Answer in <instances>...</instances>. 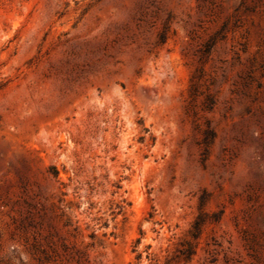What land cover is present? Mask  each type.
<instances>
[{"label": "rangeland", "instance_id": "rangeland-1", "mask_svg": "<svg viewBox=\"0 0 264 264\" xmlns=\"http://www.w3.org/2000/svg\"><path fill=\"white\" fill-rule=\"evenodd\" d=\"M0 264H264V0H0Z\"/></svg>", "mask_w": 264, "mask_h": 264}, {"label": "trees", "instance_id": "trees-1", "mask_svg": "<svg viewBox=\"0 0 264 264\" xmlns=\"http://www.w3.org/2000/svg\"><path fill=\"white\" fill-rule=\"evenodd\" d=\"M189 250H190V254H193V252L191 251L192 250L191 247L189 248Z\"/></svg>", "mask_w": 264, "mask_h": 264}]
</instances>
